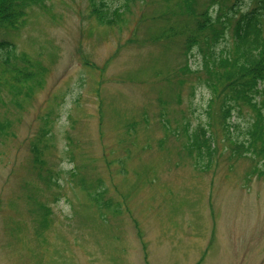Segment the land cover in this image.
Wrapping results in <instances>:
<instances>
[{
    "label": "rangeland",
    "instance_id": "obj_1",
    "mask_svg": "<svg viewBox=\"0 0 264 264\" xmlns=\"http://www.w3.org/2000/svg\"><path fill=\"white\" fill-rule=\"evenodd\" d=\"M105 1L0 28V264H264L262 94L221 95L244 2Z\"/></svg>",
    "mask_w": 264,
    "mask_h": 264
},
{
    "label": "trees",
    "instance_id": "obj_2",
    "mask_svg": "<svg viewBox=\"0 0 264 264\" xmlns=\"http://www.w3.org/2000/svg\"><path fill=\"white\" fill-rule=\"evenodd\" d=\"M35 2L37 0H0V28H19L25 22L27 9L35 4ZM90 2H92L91 13L95 14L100 23L113 25L118 21L117 17L120 16L122 5L111 10V7L105 0H90ZM240 2L242 4L244 2L245 9L240 13L235 22L234 53L233 58H230L233 64L236 63L237 67L233 68L236 71L227 73V81L224 84L223 94L221 95L225 99L232 100V102H236L240 98L252 102V94L256 91L260 96L262 94L261 102L263 103L264 0H234V3L230 6V11L233 12L229 15L230 19L235 18V13L243 8ZM203 19L198 23L200 30L214 23V19H209L207 15ZM15 50L14 45L10 41L5 39L0 41V59L2 61L9 63L11 57L14 56ZM212 58V61L215 62L218 57L212 55ZM13 71H16V75L13 76L16 82L17 80L19 82L21 80L24 81L27 73H29L19 70ZM209 82L213 83L211 80ZM210 86L213 96L216 97L215 95H217L219 97L220 92L216 91L213 85ZM253 105L256 104L253 103ZM257 120L258 123L256 122L254 125H251L248 130L250 136L255 134V126L257 124L260 126L259 122H261V119L258 118ZM194 141L200 157L213 156V144L207 129L196 130Z\"/></svg>",
    "mask_w": 264,
    "mask_h": 264
}]
</instances>
